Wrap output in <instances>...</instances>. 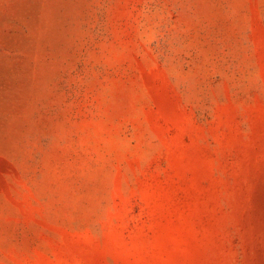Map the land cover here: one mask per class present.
Instances as JSON below:
<instances>
[{
  "label": "rangeland",
  "instance_id": "1",
  "mask_svg": "<svg viewBox=\"0 0 264 264\" xmlns=\"http://www.w3.org/2000/svg\"><path fill=\"white\" fill-rule=\"evenodd\" d=\"M0 264H264V0H0Z\"/></svg>",
  "mask_w": 264,
  "mask_h": 264
}]
</instances>
